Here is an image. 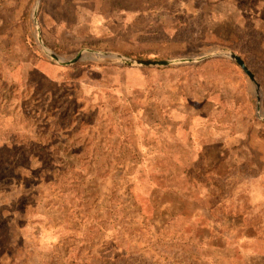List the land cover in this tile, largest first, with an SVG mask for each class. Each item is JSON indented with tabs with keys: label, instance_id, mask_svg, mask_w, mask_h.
I'll return each instance as SVG.
<instances>
[{
	"label": "rangeland",
	"instance_id": "obj_1",
	"mask_svg": "<svg viewBox=\"0 0 264 264\" xmlns=\"http://www.w3.org/2000/svg\"><path fill=\"white\" fill-rule=\"evenodd\" d=\"M0 264H264V0H0Z\"/></svg>",
	"mask_w": 264,
	"mask_h": 264
},
{
	"label": "water",
	"instance_id": "obj_2",
	"mask_svg": "<svg viewBox=\"0 0 264 264\" xmlns=\"http://www.w3.org/2000/svg\"><path fill=\"white\" fill-rule=\"evenodd\" d=\"M35 19L37 22V12L35 15ZM38 42L43 46L42 39L40 37V32L38 29ZM47 55L53 59L55 62L59 63L63 67H71L83 60H91L95 62H103L107 64H112V65H118V66H125L126 68H136V67H141V68H170L172 66H177V65H183L187 63H194L199 60H203L207 58V56H203L200 59L198 58H183L179 60H174V61H163V60H135V59H128L119 55H112V54H107V53H99V52H94V51H84L80 54L77 55L76 58L70 60V61H64L61 59L59 56L56 54L50 53L48 51ZM212 56L216 57H225L229 58L232 61H234L243 71L244 73L250 78V80L257 84L255 74L249 69L247 66L246 62L236 53L231 52L227 49H220V50H212L210 52ZM85 54H89L86 56Z\"/></svg>",
	"mask_w": 264,
	"mask_h": 264
},
{
	"label": "crops",
	"instance_id": "obj_3",
	"mask_svg": "<svg viewBox=\"0 0 264 264\" xmlns=\"http://www.w3.org/2000/svg\"><path fill=\"white\" fill-rule=\"evenodd\" d=\"M89 23H90V22H89ZM88 29L91 30L90 35H89L90 38H95V37H97V32L93 31V30H94V26L91 25L90 28H88ZM99 29H100V28H99Z\"/></svg>",
	"mask_w": 264,
	"mask_h": 264
}]
</instances>
